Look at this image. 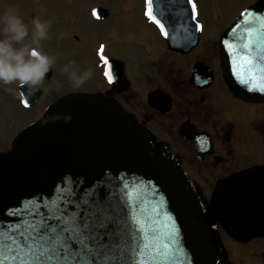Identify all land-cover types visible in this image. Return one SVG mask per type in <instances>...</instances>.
<instances>
[{
	"label": "flooded vegetation",
	"instance_id": "obj_1",
	"mask_svg": "<svg viewBox=\"0 0 264 264\" xmlns=\"http://www.w3.org/2000/svg\"><path fill=\"white\" fill-rule=\"evenodd\" d=\"M255 1L238 7L231 21L211 27L217 29L206 35L207 18L195 0L202 31L198 44L187 52L168 47L159 28L144 15V0L126 5H112V0L68 4L64 55L78 53L93 75L79 88L68 85L57 94L50 87H59L53 84L52 67L39 90L29 95L37 98L30 109L45 110L64 94L99 92L147 128L184 165L231 264H264V100L245 101L231 92L225 74L233 68L225 67L227 57L220 45L221 35ZM95 9L98 15H93ZM119 14L127 20L111 21ZM213 16L215 21L221 17L215 11ZM120 23L131 28L121 37ZM186 27H193L192 20ZM98 28L110 31L111 37L94 41ZM188 37L180 40L189 41ZM101 45L112 82L104 75ZM19 99L23 100L20 94Z\"/></svg>",
	"mask_w": 264,
	"mask_h": 264
},
{
	"label": "water",
	"instance_id": "obj_2",
	"mask_svg": "<svg viewBox=\"0 0 264 264\" xmlns=\"http://www.w3.org/2000/svg\"><path fill=\"white\" fill-rule=\"evenodd\" d=\"M246 13L253 15H242L237 27L254 22L259 28L264 0ZM231 85L239 90L234 80ZM235 94L250 101L264 97V92L243 86ZM57 207L81 217L99 209L123 221L126 247L144 242L139 220L147 230V242L170 245L150 264H228L181 163L100 94L65 96L21 131L10 150L0 152V232L11 233L13 226L34 217L48 218ZM108 231L115 227L110 225Z\"/></svg>",
	"mask_w": 264,
	"mask_h": 264
},
{
	"label": "snow or ice",
	"instance_id": "obj_3",
	"mask_svg": "<svg viewBox=\"0 0 264 264\" xmlns=\"http://www.w3.org/2000/svg\"><path fill=\"white\" fill-rule=\"evenodd\" d=\"M144 15L150 22L159 28L160 32L167 36L164 23L154 12V3L159 8L160 0H144ZM175 3L176 0H171ZM191 6V18L196 19L197 5L195 0H187ZM93 15H96L93 10ZM251 17L252 13H246ZM202 26L197 24L199 30ZM260 28L264 29V20L260 22ZM235 32V29H233ZM245 32L249 36L253 29L246 28ZM258 39H245L242 44L241 53L237 46L223 41L224 46L231 53L233 72L238 81L247 85L249 89H258L264 92V33L256 30ZM255 46L257 51L253 55L251 49ZM103 45L100 46L98 54L101 62L106 65L104 75L109 82H112L110 65L108 58L103 55ZM258 57V59H257ZM129 196L131 193L128 194ZM38 215V213H37ZM51 221V222H50ZM140 232L144 235L142 244L135 247H126L124 239L127 235L123 221L113 219L107 212L99 209L89 211L83 217L77 213H66L57 207L55 211L49 213V217H34L26 224L13 226L15 229L11 233L0 232V264L11 261L12 264H150L156 259L161 248L167 252L170 245L162 243L157 247L155 243H149L148 233L144 225L139 220L136 221ZM110 225L115 227V231L109 232ZM103 230V231H101ZM107 237L112 244L105 243ZM78 245V246H77ZM116 253H119L117 255ZM128 256V260L124 257Z\"/></svg>",
	"mask_w": 264,
	"mask_h": 264
},
{
	"label": "rangeland",
	"instance_id": "obj_4",
	"mask_svg": "<svg viewBox=\"0 0 264 264\" xmlns=\"http://www.w3.org/2000/svg\"><path fill=\"white\" fill-rule=\"evenodd\" d=\"M249 1L251 0H219L217 2L212 0H198L201 15L207 18L206 35L217 29H212L211 27H219L220 24L231 21L236 9ZM91 2L92 0H84V3L87 4ZM77 3L78 0H0V16H3L5 10L10 9L19 15L27 25L29 35L25 38V43H30L31 41V33L33 30L32 19L34 16L37 15L36 18L50 23L47 38L40 41L39 50L51 57H55V62L52 66L55 73L53 84H59V87H50H52L53 90L55 89L54 92L57 94L69 88L68 85H73L69 79V74L62 71L65 65H70V71H75L77 74L87 70L85 61L82 59L79 60L78 53L70 56L64 55L65 40L63 39V21L65 16L71 11L68 10L66 6L68 4ZM129 3L130 0H112L111 2L112 5H126ZM214 11L220 13L221 17L219 20L215 21L213 16ZM117 17L112 18L113 20L111 21L127 20L124 15ZM2 27L3 25L0 23V29H2ZM134 27L136 31L138 28L137 23H135ZM94 28H96V26H94ZM130 29L131 28L126 24L120 23L119 36H123ZM141 30L142 28L139 29V31ZM96 32H98V35L94 36V41L103 37H111L110 31L105 28H98ZM120 44L121 40L119 39L118 45ZM16 46L19 47L20 45ZM135 55L138 54H134V56ZM68 58H71V60H68ZM5 88L11 89L12 91H5ZM57 90H59V92ZM41 112V107L29 111L21 104L16 90V82L9 85L0 84V149L9 146V141L13 134L19 132L34 116H38Z\"/></svg>",
	"mask_w": 264,
	"mask_h": 264
},
{
	"label": "clouds",
	"instance_id": "obj_5",
	"mask_svg": "<svg viewBox=\"0 0 264 264\" xmlns=\"http://www.w3.org/2000/svg\"><path fill=\"white\" fill-rule=\"evenodd\" d=\"M0 23L3 25L0 29V84L9 85L16 82L18 88L22 86V89L32 95L39 90L55 62V57L39 50L40 41L47 38L50 23L33 18L30 43H25L29 29L15 12L5 10L3 16H0ZM62 71L69 74V79L76 88L93 75L91 70L80 74L70 71V65H65ZM5 91L12 90L5 88ZM19 94L23 96L24 91L21 90Z\"/></svg>",
	"mask_w": 264,
	"mask_h": 264
}]
</instances>
